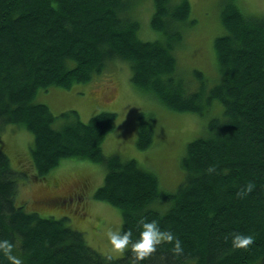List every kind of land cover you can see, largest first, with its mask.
I'll return each mask as SVG.
<instances>
[{
  "label": "trees",
  "instance_id": "1",
  "mask_svg": "<svg viewBox=\"0 0 264 264\" xmlns=\"http://www.w3.org/2000/svg\"><path fill=\"white\" fill-rule=\"evenodd\" d=\"M141 3L0 0V239L16 243L24 264H264V14L225 0V34L214 42L218 79L210 86L202 71H193L194 84L182 74L187 69L178 48L191 23L189 0H153L149 28L156 39L141 36ZM118 61L129 65L132 84L162 108L208 119L206 131L186 146L175 188L134 158L105 154L103 145L116 130L114 111L84 122L77 111L57 114L44 102L49 89L90 84ZM11 128L32 136L33 174L16 168L8 154L2 140ZM156 131V121L141 113L137 148L150 149ZM70 159L105 168L93 198L120 209L121 227H131L134 238L141 217L156 219L179 236L183 253L175 255L167 242L143 260L130 248L118 258L99 252L61 215L66 203L84 213L85 183L60 195L59 182L48 180L39 183L44 187L36 204L18 201L26 181L47 180ZM248 181L255 187L241 195ZM50 209L60 217L40 214ZM236 233L252 235L253 242L234 247Z\"/></svg>",
  "mask_w": 264,
  "mask_h": 264
},
{
  "label": "rangeland",
  "instance_id": "2",
  "mask_svg": "<svg viewBox=\"0 0 264 264\" xmlns=\"http://www.w3.org/2000/svg\"><path fill=\"white\" fill-rule=\"evenodd\" d=\"M189 2L191 23L185 26L186 35L178 48L180 65L182 69H187L182 74L194 84L193 71H202L211 86L218 79L214 63L216 61H214V42L217 37L225 34L221 21L225 0H189ZM244 2L246 6L241 0L242 7L246 10L264 14V0H244ZM254 4H257L256 9H253ZM152 6L153 0H142L139 6L138 15L142 20L141 26L144 27L141 31L143 39H153L157 35L149 28L151 12L153 13ZM109 69L90 84H76L70 89L61 87L49 89L45 93L44 102L57 114L77 111L84 122H88L100 112L114 111L117 113L116 130L109 135L103 145L105 154L119 153L134 158L141 164L154 168L167 188H175L183 178L180 164L186 146L206 131L207 117L194 113H175L162 108L153 95L143 92L132 84L130 67L123 61L112 63ZM216 104L221 106L219 102ZM218 110L219 108H216V111ZM141 113L147 115L150 120L156 121L157 125L155 144L144 151L136 146ZM31 138L29 133L11 128L3 135L2 140L16 168L26 170L29 174H33L28 153ZM104 176L105 168L102 165L70 159L50 173L47 180L26 181L22 186L21 194L20 187L18 189V201L34 203L39 195L41 196L44 187V184L39 183H46L48 180L59 182L60 195L79 184H87L90 190L86 192L84 213H81L82 209L79 212L75 205L66 203L63 204L65 207L62 208L61 215L67 216L72 225L85 234L92 247L105 255L118 258L124 252L112 254L108 251L110 244L107 229L121 228V211L93 198L97 188L102 186ZM91 190H94L92 194ZM162 205L168 206L167 203ZM75 212L84 216L79 217ZM47 213L48 215L40 212L42 216L60 217L57 209H50Z\"/></svg>",
  "mask_w": 264,
  "mask_h": 264
},
{
  "label": "clouds",
  "instance_id": "3",
  "mask_svg": "<svg viewBox=\"0 0 264 264\" xmlns=\"http://www.w3.org/2000/svg\"><path fill=\"white\" fill-rule=\"evenodd\" d=\"M255 187L254 181H248L245 187L241 190V195H246ZM139 235L134 238L133 229L119 228L107 229V238L110 244L108 251L112 254L125 252L129 248L138 260L150 256L155 252L159 245L163 243L172 244V252L175 255L183 253V242L172 230L164 229L156 219L148 220L146 217H141L138 221ZM234 247H246L253 242V236L243 233H236L232 237ZM16 243L9 239H0V254L7 258L10 264H24V258L17 255L14 249ZM0 264H3V259H0Z\"/></svg>",
  "mask_w": 264,
  "mask_h": 264
},
{
  "label": "bare ground",
  "instance_id": "4",
  "mask_svg": "<svg viewBox=\"0 0 264 264\" xmlns=\"http://www.w3.org/2000/svg\"><path fill=\"white\" fill-rule=\"evenodd\" d=\"M189 20V19H188ZM3 126V125H2ZM3 128V127H2ZM2 132V131H1Z\"/></svg>",
  "mask_w": 264,
  "mask_h": 264
}]
</instances>
